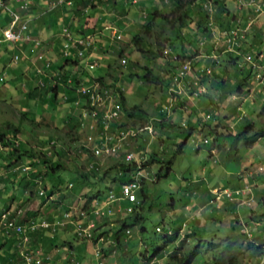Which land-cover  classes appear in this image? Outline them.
Masks as SVG:
<instances>
[{
    "label": "rangeland",
    "instance_id": "obj_1",
    "mask_svg": "<svg viewBox=\"0 0 264 264\" xmlns=\"http://www.w3.org/2000/svg\"><path fill=\"white\" fill-rule=\"evenodd\" d=\"M136 1L135 5H132V0H95L92 3L95 6L101 5L103 9L108 6L111 12L107 13H113L111 16L95 7L93 10H98L96 15L111 21L108 25L119 33L122 40H112L109 46L105 44V47L95 49L89 56V62L96 60L98 65L91 72L89 70V73L92 78L102 77L105 87L117 95V100L124 97L122 106L126 116L132 108L143 112L142 117L139 114L138 118L126 117L128 119L122 127V130L137 129L138 137H127V133L125 139H119L118 135L113 134V143L117 147L111 150L109 158L98 157L95 161L101 173L116 164L122 155L132 152L135 154L142 151L143 153L136 154L141 157L144 154H154L160 162L147 165L142 172L146 181L142 185L145 200L142 210H139L141 222L136 221L135 213L138 210L134 213H105L107 218L103 216L98 219L94 215L89 217L90 221L99 220L98 223L94 222L95 228L97 224H101L98 233L102 234L100 244L107 248L104 255H99L97 264H167L169 254L175 248H178L180 255L197 249L199 253L191 264H211L216 250H220L229 241V237L233 239L239 235L241 238V234H246V242L238 239L242 243L235 244L236 247L239 244L241 246L235 255V262L229 263V257H226L222 264H264V248L262 254L251 256L246 246L251 239L250 232L259 235L255 239L256 245L264 244V136L252 145H247L244 140L235 145L224 140L221 149L217 148L215 136L236 135L246 126L250 137L264 130V83L259 85L253 74L250 81L245 82V86L238 87L240 71L236 69L235 60L232 59L245 50H254L257 51L255 58L260 60V67L264 68V11L253 12L250 9L253 4L245 0H238L239 3L236 0H206L199 11L198 4L204 0H194L192 4H189L192 0H182L183 9L170 14L175 9L169 0ZM7 3L10 9H18L17 3ZM219 3L221 8L218 15H222L224 21L231 24L232 36L229 35L231 32L218 29L219 25L213 20ZM154 10L166 14L169 24L152 20L150 32L143 37L146 46L135 45L132 37L139 34L143 36V27L150 22V14ZM243 10L248 19L246 24ZM204 13L213 25H209L212 30L210 34L202 29L200 19ZM183 15L185 18L180 30L177 22ZM0 16L6 17L5 10H0ZM65 25L68 24L61 27ZM75 28L74 24L73 34ZM105 36L103 32L93 33L90 39L93 42ZM108 36L115 38L110 33ZM236 46L239 47L238 51L234 49ZM169 50L174 52L173 55L167 52ZM150 51H155L156 55ZM14 52L15 45H0V78L3 73H7ZM229 54L233 55L232 58ZM174 56L176 59L173 60ZM123 59L125 64L121 62ZM64 60L60 59L58 67L63 65ZM180 61L190 63V75L185 81L191 78L201 80V68L210 69L211 74L203 78L204 86L208 83L205 86L207 95L192 97L189 87L185 88L189 86L187 83L185 86L184 82L178 86L175 84L172 68L180 67ZM23 64L24 61L20 62L16 68ZM68 70L66 67V72ZM149 72L152 76L156 75L157 80L146 83L141 76ZM18 80L13 74H7L4 81H0V134H4V138L0 140V166L9 164L5 170L0 167V207L3 208L0 213L10 209L6 206L11 202L17 211H22L21 217L26 218L22 223L33 220L39 224L48 222L52 214H61V205H67L69 201L73 203L74 200L81 199L83 206L88 185L83 184L85 189L81 191V184L75 185L74 181L68 182V179L72 178L77 169L83 173L86 168L91 169L94 162L81 154L86 131L83 127L81 131H77L78 127L84 125L79 106L65 105L59 102L60 98L57 102L47 99L45 90L35 89L33 82L30 84L32 91L22 87V83L31 82L29 75H23L22 83ZM93 88L99 90V84ZM208 96L214 97V101ZM93 110L103 112V108L98 106ZM207 115L212 116V119ZM189 129L192 130L190 135ZM118 131L116 127L113 129L115 133ZM14 140L20 144L17 151H12ZM16 143L15 146H18ZM178 145H182L181 153H177ZM45 146L52 147L44 152L48 158L46 160L53 161L54 155L58 154V163L65 168V172L61 174L65 181L60 186V195L55 191L57 182H54V178L40 176V182H43L47 192L49 189L55 192L51 197L53 205L52 199L37 197L39 182L36 186L29 187L33 195L27 200L24 188L19 186L20 180L15 183L7 182L9 180L5 174L17 172L18 164H30L29 160L33 159L31 156L35 155L38 159L39 151H42L40 148ZM119 146L123 148L118 149ZM11 152L22 154L23 161L11 165L13 160H18ZM228 152L230 155L225 160ZM165 161L170 162L169 171L162 163ZM157 175L156 182L147 180L148 176L156 178ZM128 180V175H116L114 181L110 180L111 183L99 188L101 199L105 201L109 194L105 187L112 188L113 193L118 195L121 182ZM68 183H73V188L70 189ZM137 194L142 199L141 191ZM47 203L50 205L46 206ZM95 204L93 201L91 205ZM123 205L133 210L135 203L126 202ZM28 214L35 216L29 218ZM79 217V214L73 215V218L83 220ZM60 219L58 216L54 222ZM123 221L128 223L126 229L129 235L122 227ZM66 226L57 231L41 229L42 244L50 242L53 245L60 241V236L61 240H66L63 237L65 232H73L71 225ZM170 228V234L179 228V237L174 243L165 244L164 235L169 233ZM119 230L122 231L117 237ZM74 234L75 237L72 235L70 242L72 246L82 241L78 239L76 232ZM53 237L57 240H53ZM7 238L0 236V242L9 240L8 248L13 253L18 236L10 235ZM194 239L201 241L198 248L193 245ZM97 241L89 242L94 246H97L96 243L100 245ZM30 242L31 239L29 245ZM209 242L216 248L210 247V250L206 246ZM61 244L66 245L62 241ZM114 248L117 249L113 250ZM112 250L115 252L112 253ZM41 254L43 256L42 251ZM77 261L81 264V259Z\"/></svg>",
    "mask_w": 264,
    "mask_h": 264
},
{
    "label": "trees",
    "instance_id": "obj_2",
    "mask_svg": "<svg viewBox=\"0 0 264 264\" xmlns=\"http://www.w3.org/2000/svg\"><path fill=\"white\" fill-rule=\"evenodd\" d=\"M83 1L82 0L81 1L79 0V4L82 3ZM205 1L206 0H204L203 2L201 1L198 4L197 10H199V11L202 10V6L204 5V2ZM36 2H37V0H34V2H32V5L30 7H32L34 9L37 6V3ZM168 2H170L171 3V6L175 9V10H172L170 14H172L173 11L180 12V10L183 9L182 0H169ZM193 2H194V0H192L189 4H192ZM217 2H218V0H217ZM28 3H29V1H28ZM79 4H78V7H79ZM72 5H73V3L71 4V6ZM182 14H184V13H182ZM218 14H219V11L217 12V9H216L213 20L215 19V23H217L219 25L218 29L224 30V31L230 33L231 32V24L228 23L227 20L224 21L225 18L223 19L222 18L223 16L222 15H218ZM180 15H181V13H180ZM243 17H244L243 19H244L245 24H246V22L248 21V19L246 18V16H243ZM150 18H151L150 19V22H148L143 27V29H144L143 36L141 34H139V35H135V36L132 37V43H134L135 45H137V46H139V45L146 46L145 39H143V37H144L145 34H147V33L150 32V30H151V21L152 20L157 19V20H161L163 23L169 24V21L167 19L168 16H166V14H161L157 10H154L150 14ZM184 18H185L184 15L181 16L180 18H178V22L177 23L180 24V26H179V29L180 30H181L180 27H182V24H183L182 22H183ZM221 20H223V21H221ZM200 22H201V24H203V27L200 24H198L199 27H202V29L204 31H207L208 34H210L212 32V30L209 28V25L210 26H213V25L210 24L209 19H208V16H207L206 13L203 14V16L200 19ZM170 25L173 26V23H170ZM21 45L22 44L19 43V47H21ZM234 49H237V51H238L239 47L236 46V47H234ZM252 52H247L245 50L244 53H242L240 56L234 54L233 52H229V53H232V54L236 55L235 58H232L233 55L232 54H229V56L233 60H235L234 66H236L237 67L236 69L240 71L239 78L240 77L241 78L239 79L238 87H240V85L241 86H245V82H247V81L249 82L250 79H251V76L253 74L255 76V74H256V72L254 71V69L252 68V66L248 62H244L243 61V57L245 55L246 56L250 55L252 57V59L254 61H256V58H255L256 56H254V54L257 51L252 50ZM120 53H122V52H120ZM150 53H152L153 55H156L155 51L154 52L153 51H150ZM155 57H157V56H155ZM76 66H77V61L76 60H73V59L66 60L65 59L62 66H60V67H56V66L53 67V66H51L50 69L53 72L54 78H57L58 76L59 77H62V81L65 82V79H66V81H68L70 77H73V75H72L71 72H72V70L75 69ZM66 67L69 68V70L67 72H66ZM206 69L207 68H201V72L199 73V75L201 77V80L198 79L197 85L194 84V81L192 79L191 80L189 79V80L185 81V84L187 83L189 85V86H185V88L187 89V87H189L188 90L190 91L192 97H195L196 98V97H201L203 95H207L206 94V89L207 88L205 86L208 85V83H206L205 86H204V83H203L204 82L203 78H207V76H209L206 73ZM33 76H34L33 80H35V79H37V81L38 80L39 81L42 80L44 86L42 88H39V86H35V89L41 90V91L45 90V93L48 94L47 99H50V100H53V101L57 102V92H56L57 90H59V91L62 90V92L64 94H67L68 93L66 86L65 87H63V86L57 87V89L56 88L55 89H51L47 85V82H48L47 79H45L42 76L36 75V74H33ZM247 77H248V79H247ZM86 79H88V76L86 77ZM141 79H142V81L148 83L150 80H157V77H156V75L155 76H152L151 73L149 72L148 74L141 76ZM90 80H92V79H90ZM97 80L101 83V85H105L104 84V79L102 77L98 78ZM86 83L88 84V80L86 81ZM259 85H261V84L259 83ZM218 86H220V85H218ZM26 87L29 90L30 89V84H27ZM203 87L205 89V92L204 93H198V91H200ZM108 89L112 92V90L110 88H108ZM31 91H32V88H31ZM229 93H230V91L227 92V94H229ZM30 96H31V94H30ZM88 97H89V91L84 96H82L81 102H83V103L86 104L88 102ZM207 98H210L211 100L214 101V97H212V96H208ZM75 99L76 98L71 97L68 101L69 102H73ZM120 99H121L120 102H121L122 110L119 113L118 120L117 121H114V123L112 124V129L111 130L113 132V129L115 127H117L119 129V132H120L119 135H124V134H127L128 133V136L127 137H131V135H129V132L136 130V131H134V132H136V135L134 137L137 138L138 135H139L138 132H137L138 131L137 129L132 128V129H128V130H122V127L124 126L125 121L128 119L126 117L129 116V117L138 118V115L137 114L140 115L139 117H142L143 112L140 109H138V108H132L130 111L127 112V116H126V114H124V112H123L124 109H123V106H122V104H124V97H121ZM44 100H46V98ZM208 117L210 119H212V116L208 115ZM91 121H93V120L91 119ZM91 123H93V122H91ZM93 124H95V126L99 129V131L103 130V127L102 126H99V125H101L100 120H98L96 123H93ZM77 129H79V127ZM189 131H190V133H189V135H190L192 130L189 129ZM247 133H248V126L244 127L242 129V131L239 132L236 135H232V134H230V135L219 134L218 136L215 135L216 136V142H218L217 148L218 149H221V143L224 140L230 141L232 145H235L236 142H238L240 140L246 141V144L247 145H252V144H254L256 142L257 139H260V138H262L264 136V130H260V131L256 132L251 137L248 136ZM3 138H4V134L3 135L0 134V140H2ZM121 147L123 148V146H121ZM177 147H178L177 153H181L182 145H178ZM140 149H142V146H140ZM14 150L17 151V148H15L13 146V150L12 151H14ZM140 153H143V152L142 151H140V152L138 151L135 154H134V152H132V154H134L135 158L131 162L124 161L123 157L120 155L121 156V159L119 161H117L116 164L110 166L109 169H107L106 171H104L102 173L99 171V166H97V163H94L93 168H95V169H88V168H86V170H85L84 173L83 172H79L78 169H77L76 172L73 174L72 178L71 179H68V182L74 181L75 185H77V183L78 184H81V186H82L81 187V191H83V189H85L83 187V184H87L88 187H89L88 192L85 194V199H84L83 206H81V210L83 212H86V216H85V218H83V220H87L88 221L89 220V217L91 215H94L93 214L94 206L91 205L93 201H95V203L97 205H100L101 202H105V201H107L109 199L110 194H112L114 196L115 201L112 204V206H111L110 209L109 208H103V210L106 211V212L107 211L108 212H111V213L112 212L113 213H115V212L119 213L120 211H123V212L125 211L126 212V210L128 208L125 207L123 204L126 203L127 201L121 199V194H120L121 186L123 184H125V183L130 182V181L133 180V176L135 175V173L137 171V167H138V160H139L138 157H141V156H138ZM81 154L84 157L85 156L88 157V159H90V160L92 159V157H94L93 153L88 148H86L85 146L81 148ZM136 154H138V155H136ZM11 155L14 156V157H16L18 159V160H13V164H11V165H15L16 162H18V161L20 162L21 161L22 154L16 155V154H14V153L11 152ZM144 155H147L146 160L141 163L142 167H144V168L147 165H151V164L159 163L160 162L159 160H157L155 158L156 156L154 157V154H144ZM229 155H230V152L227 153L225 160L228 159ZM57 156H58V154L57 155H54V157H53V161L54 162H53V161L46 160L48 158H47V155L44 152H39L38 159H36L35 158V155H34V156H31L33 159L31 158L32 160H29L31 162L30 163L31 168L34 170V172L31 171L30 174H29V176H25L24 174H22L18 170H17V172H13V173H9L8 172V173H5V174H7V178L6 179H8L9 180L8 182H10V183H15V182H18L20 180V185L19 186H22L24 188V194L25 195L27 194L26 198L28 200L33 195V192L31 190L29 191V187L36 186V184H38V182H32L34 179H36V178H38L40 176H45V177H48V178H51V179L54 178V182H57L56 183V186H55V189H56L55 191H56V193H59V195H60V190H61L60 186L62 185V182L65 181L62 178L61 174L63 172H65V168H64L63 165H61V163H58ZM162 163H164V166H166L167 171H169L170 170V167H169L170 162L167 163L165 161V162H162ZM8 165H2L1 164L0 167L3 170H5V168H8L9 167ZM123 174L128 175L129 176V180L126 181V182H121L119 194L116 195L115 193H113V189L112 188L105 187L106 189H108L107 192L109 194L107 193L108 194L107 199L105 201H103L101 199V197H100L101 196V191L99 190V188L101 186H104L106 183L110 182V180L111 181H114L116 179V175H123ZM157 179H158V175H157L156 178L155 177L153 178V181H150V182H156ZM145 181L146 180H144V179H141L140 180V187L137 190V192L141 191V194H142L141 195V198L142 199L139 198V196H138V194L136 192L137 202L135 203V206H134V208L132 210V213H134V212H136L138 210L135 213V215H136V221L139 220L138 222H141V220H142V218L140 217L141 214H140L139 210H142V207H143V204H144L143 203V200H145V196L143 195V186H142L143 185V182H145ZM39 184L40 185H39V187H38V189L36 191V193L38 195L37 197H40V198H43V199H46V198L52 199L51 204H53L54 203V200L51 197L53 196V194L55 192L52 189H49L48 192H47L46 187L43 186V182H39ZM68 184H69L68 187L70 189L73 188V186H74L73 183H68ZM40 193H42V194H40ZM80 201L82 202L81 199H80ZM62 208H63V206H61V208H60V210H63V212L60 214L61 215L60 218L62 217V214L68 212L67 211L68 210L67 207L66 208H63V209ZM6 209H8V208H6ZM21 215H22V213H21ZM21 215L19 217H17V222L19 224H22V225L23 224H27V221L25 223H22V221L24 219H26V218H22ZM32 216H35V215H32ZM98 219H99V217H98ZM53 221L54 220H51V219L48 220V222H53ZM32 222L33 223H36L33 220H32ZM93 222L96 223V221H94V220H93ZM127 224L128 223H126L125 221H123V224H122L123 229H126ZM59 229L60 228H57L56 231L59 230ZM47 230H49V229H47ZM141 230L142 231H145V229L143 227H141ZM178 230H179V228L177 229V231L175 229V232L172 233V234H170L171 231H169V233L167 235H164L165 244L174 243L178 239V237H179L178 236ZM95 231H96V229H94L92 231V235L93 236H92V238L89 241H93V240L96 241L99 238L102 239L101 238L102 237V234L101 235L96 234ZM121 231L122 230H119L116 233L117 234V237L119 236V234L121 233ZM126 231H127V229H126ZM41 232H42L41 231V228L38 229V230H33V231H28L27 232V235H28L29 239H31L30 245L28 244V247L29 248L32 247V249H31L32 251H35L36 249L42 251L40 249V247H39V244L36 242V240H37L36 238L38 237L39 233H41ZM191 235H190V237H191ZM52 236H53V234H52ZM249 236H250L251 239H250V242H248L246 244V246H247V250L250 253V255L251 256H256V255L262 254L263 253L262 249L264 248V244L258 246L255 243V241H256L255 239H257L256 237H259V235H255L254 233L250 232ZM244 238H246V234H241V238H240L239 235L233 237V239L231 237H229L228 238L229 241L226 242V244L220 250H216L217 253L213 255L214 258H212V261H211L212 263L211 264H222L223 263V260L226 257H229L228 258L229 263H234L235 262V255L239 251V249L241 248L240 244H239L238 247H236L235 244L236 243H242V242H239L238 239L246 242V240ZM5 239H8V238H5ZM52 239L54 240V237ZM78 239L79 240H82V241H85V242L88 241L86 239H80V238H78ZM260 239H262V237H260ZM192 242H194L195 244H193V243H191V244H193L194 246H196V248H198L199 245H200L199 242H201V241L198 240V239H194ZM196 243H197V245H196ZM1 244H0V250L3 249V247L5 245V244H2V245ZM70 244H66V245H69L70 246ZM62 245L65 246V244H62ZM50 246H52V243H51ZM53 246H54V243H53ZM206 246H208L209 249H210V247H211V249H215L216 248V246H213V244L211 242L207 243ZM15 248L13 249L14 250L13 253H10V252L6 253V255L4 256V258H2V261H0V262L9 261V259H12V260L16 261L17 260V251H16L17 249L15 250ZM192 250H189L187 252H184L182 255H180L179 252H178V248H175L174 249V252L171 253V254H169V262L167 264H191L193 258L196 256V254L199 253L197 249H195L193 251ZM76 262H78V261L77 260H73V264H75Z\"/></svg>",
    "mask_w": 264,
    "mask_h": 264
},
{
    "label": "built area",
    "instance_id": "obj_3",
    "mask_svg": "<svg viewBox=\"0 0 264 264\" xmlns=\"http://www.w3.org/2000/svg\"><path fill=\"white\" fill-rule=\"evenodd\" d=\"M64 0H55L51 2L52 7H56L63 3ZM240 1V0H239ZM250 4H253V8L257 12H263L264 11V0H247ZM133 3H136L134 0ZM0 7H4V4L0 2ZM25 6H22V9H25ZM12 16V22L10 24V27L8 30L4 31V39L2 41L7 42H20V41H28L29 38L27 36H23V32L26 29V23L20 24V16L16 13H11ZM107 30L112 31V36H114L117 40L121 39V36L116 33L113 28H106ZM64 35L70 40V34L67 32L66 29L63 30ZM232 36L231 34H229ZM1 42V40H0ZM235 42V41H234ZM233 42V43H234ZM67 54H65L66 56ZM79 56L82 54L79 52ZM14 59L17 60L18 56H14ZM38 59H41V56H38ZM246 62H248L254 71L255 74V80L259 82L260 84L264 82V68L260 67V65L252 59L250 55L245 56ZM124 62V61H123ZM94 65H90V68H93ZM45 67H49V63H45ZM38 73H42V68H39ZM190 72V63L186 62L182 68L177 73L174 81L178 84H181L182 79L184 80L185 77ZM206 73L210 74V69H206ZM68 82H70L68 80ZM198 81L195 80L194 84L197 85ZM78 93H86L85 88H80L76 90ZM203 90L198 91V93H202ZM112 102L108 97L106 96V92H104V95H101L97 92V90L94 88V92L90 95V107L92 110L88 112V110H85V114L90 115L93 123H96L98 120H100L101 125L103 127V130L99 131V129L95 126V124H85L81 126L86 131V141H87V148L95 155H105L109 156L111 155V152L113 151V148L117 147L115 144H113L114 137L112 132V124L114 121H117L119 118V106L116 104H111ZM95 106L102 107L103 112H98L97 110H93ZM101 114V115H100ZM124 138V135H122ZM113 144V145H112ZM112 150V151H111ZM134 159V156L132 154H127L125 156V160L127 162H130ZM141 176L140 172H137L135 176L133 177V180L130 182H127L121 186V199L129 202V203H136V192L140 187L139 177ZM42 194V193H40ZM115 199L112 194H110L109 199L105 201L103 204L94 205L93 214L96 217H103L105 213H111L106 212L103 210V208H111L112 204L114 203ZM80 208V210H79ZM81 211V212H80ZM132 210L128 208L126 212H131ZM20 211H14L12 209L4 210L0 214V236H3L7 238L10 235L18 236V243L16 246L17 249V260L14 261L12 259H9V261L0 262V264H43L44 257L41 254L40 250L32 251L29 247V237L27 235L28 231L38 230V229H51L52 231H55L57 228H63L66 224H70L73 221L76 223V233L78 238L80 239H86L90 240L92 238V231L95 229V223L93 221L88 220L87 223L82 224L80 221L73 218V215L79 214V218H85L86 212H83L81 210L80 206H75L71 212H66L62 214V218L60 220H57L56 222H41L39 224L33 223V222H27V224H19L17 222V217L21 215ZM77 220V221H76ZM78 222V223H77ZM128 233V231H127ZM129 234V233H128ZM7 236V237H6ZM100 252L96 251V256L99 257ZM75 264H79L76 262Z\"/></svg>",
    "mask_w": 264,
    "mask_h": 264
},
{
    "label": "clouds",
    "instance_id": "obj_4",
    "mask_svg": "<svg viewBox=\"0 0 264 264\" xmlns=\"http://www.w3.org/2000/svg\"><path fill=\"white\" fill-rule=\"evenodd\" d=\"M8 1L17 3L18 9H15V10L10 9L9 6H8V3H7ZM28 1H29V3H28ZM47 1H48V3H47V5H48L47 12H51V11L56 10L58 8H62L64 6L71 7V4H72V0H64L62 4H60V5L56 6V7H52L51 6V2H53L55 0H47ZM94 1L95 0H84L82 3L79 4V9L77 11H81L82 10L83 11V14H85L91 8L96 7L94 4H92ZM133 1L134 0H132V5H135L136 3H133ZM236 1H237V3H239L238 0H236ZM245 1H247V0H245ZM0 2H2L4 4V7H0V10L1 11L5 10V16L8 17V20L5 22L4 26L0 27V40H1L0 45L2 43H9V44L15 45V52H14V55H13V57L11 59V62H10V66L9 67L18 66L20 64V62H21L22 57H28L29 58V62L34 67L33 74L42 76L45 79H47L48 80L47 85H48L49 88H51V89H55L56 88L57 89V87H61V86L65 87L66 86L67 91H68L67 94H64L62 92V90L61 91H59V90L56 91L57 92V96H58L57 97V101H58V98H60L59 102L65 104V105H69V106H79L82 123H85V124H90L91 123V117H90V115L85 114V110L87 109L88 112H90L92 110V108H89L90 107V95H91L92 92H94V88L93 87L96 86L97 84H99V90H97V92L100 93L101 95H104V92H106V96L112 102L111 104L118 105L119 106L118 113L121 112V110H122L121 102H120V99H118V100L116 99L117 98V95L114 94V93H112L109 89H107L105 87V85H101V83L97 80L98 78H92L91 73H89V70L91 72V70H94L96 68V66L98 65V63L95 62L96 60H92L91 62H89V59L90 58H88V56L95 50V47L94 46H96L98 44V41H93L92 42L91 41L92 38L90 39V37H88V36H85V37H83L82 40H80L79 38H77V37H75L73 35V31L71 30V28L69 26L68 27L67 26H63L62 28H60L59 37L60 38H63V40H65L64 48H61L60 59L61 58L66 59V60L73 59V60H76L77 61V66L71 72L72 75H73V77H70L69 78V81L70 82L66 81V79H65V82H63L62 81V77H59L58 76L57 78H54L53 72L50 69V67L52 66L51 62H49L48 60H45L44 59L43 53L37 52V50L41 47L43 41L41 39H39V38L33 37L31 35V32H30L31 31V19H30V15H31V11L33 9L30 6L32 5V2H34V0H0ZM88 2H89V4H88ZM22 6H25L26 8L25 9H22ZM250 9L253 12L255 10L252 7ZM11 13H16V14H18L20 16V18H21L20 19V24L26 23V29L24 30V32L22 34H23L24 37L27 36L29 38L28 41H20V42H15V43L7 42V41H2L4 39V34H3L4 31H6V30L9 29L10 24H11V22L13 20L12 19V16H11ZM45 13L46 12H44V14ZM4 18H6V17H4ZM106 28H111V27L109 25ZM106 28L103 27L102 30L104 29L103 31H105L107 33H110L112 35V31L111 30H107ZM64 29H66L67 32L70 34V40L64 35V33H63V30ZM102 32H97V33L100 34ZM105 39H108V42H107V45L108 46H109V44L111 43L112 40H116L118 42L120 40H122V38L120 40H117L116 38H111L110 36H108ZM19 43L22 44L21 47H19ZM24 47L25 48L27 47L26 49L28 51H30V52H32V51L35 50L36 53H34L32 55V53H28L27 51H25L26 49H24ZM23 49H24V51H23ZM71 51H74V52H72L74 54L73 56H71ZM171 51L169 50L167 52L170 53L171 55H173L174 52H171ZM79 52L82 54L81 56L78 55ZM65 54H67V55L65 56ZM16 55L18 56V59L17 60L14 59V56H16ZM38 56H41V59L40 60L38 59ZM245 56L243 57V61L244 62H246L245 61ZM174 59H176V56L173 57V60ZM121 62L123 64L126 63L125 62V59H123ZM256 62L259 65H261L260 64V60H258L257 58H256ZM45 63H49V67H45ZM179 63H182V62L180 61ZM185 63L186 62H183L180 65V67H178V68H175V69L172 68L173 73H174L173 74V81H174L177 73L179 72V70L182 68V66ZM90 65H94L93 68H90L89 67ZM9 67H8L7 73H3L2 77L0 78V81L1 82L4 81V78L7 76V74L11 75L10 74ZM6 68H7V65L5 66V68H3V70L5 71ZM39 68H42V73H38L37 70ZM87 74H90L89 77H88V79H86V77L88 76ZM210 74H208V75H210ZM188 75H190V72H189ZM188 75L186 77H188ZM186 77H185V79H186ZM18 78H19V80L21 79V77H18ZM90 79H92V80H90ZM185 79L184 80L182 79V82H184V86L186 85L185 84ZM191 79L193 81H195V80L198 81V79H194V78H191ZM87 80H88V84L86 83ZM187 80H189V79H187ZM20 81L22 83V79ZM32 82L35 83L36 86H39V88H42L44 86L42 80L41 81H39V80L37 81V79H35V80L32 79ZM32 82H30L29 84H31ZM263 83H261V84H263ZM27 84L26 83H22L21 86L24 87V88H26L28 90V88L26 87ZM175 84L178 86V83L177 82H175ZM80 88H85L86 89V93H88V91H89L88 102L86 104L83 103V102H81L82 96H84L86 93H78L76 91L77 89H80ZM29 90H31V88ZM201 90H203L205 92L204 87ZM204 92H202V93H204ZM71 97L76 98V99L73 102H69L68 100ZM207 117H208V115H207ZM81 129L82 128L80 126L79 129H77V131H81ZM116 129H118V128L116 127ZM133 133H134V131H131V132H129V135H131L132 137H134L136 134H133ZM113 134L118 135V138L119 139H125V134H124V138H123L122 135H119L120 134L119 131L117 133L113 132ZM8 139H11V138H8ZM84 141H85V143H84V145H82V147H84L85 144H87L86 135L84 137ZM15 143H16V140H14L13 146L15 148H20V144L19 143H16V144H18V146L17 145L15 146ZM204 143H206V142H204ZM54 146H55V144H54ZM85 147L87 148V146H85ZM51 148H52L51 146H49V147L45 146L43 148H40L42 151H39V152H45V151L50 150ZM118 149H122V147L119 146ZM121 153H118V155L121 154ZM130 154H132V153H130ZM126 155L127 154L122 155L124 161H126L125 160V156ZM132 155L134 156V154H132ZM109 156H95L94 155V157H92L91 160L94 163H97L95 160L98 159V157L101 158V159H107V158H109ZM134 158H135V156H134ZM138 159L139 160H138V167H137L136 173L137 172H140L141 173V176L139 177L140 178L139 179V182H140L141 179H145V178H143V177H145V175L142 173L144 167L142 168L141 163L146 160V155H144L143 157H139ZM22 161L23 160H21L20 162H22ZM94 163L91 165V169H95V168H93ZM18 165H19V167H17L18 168V171H20L25 176H29V174H30L31 171L34 172V170L31 168V165L30 164H24V165L23 164H18ZM97 166H98V164H97ZM149 177L150 176H148V179L147 180L153 181V177H151L150 179H149ZM40 179L41 178L38 177V178L34 179L32 182H40ZM10 209H12V208H10ZM12 210H14V211L17 212L16 209H12Z\"/></svg>",
    "mask_w": 264,
    "mask_h": 264
},
{
    "label": "crops",
    "instance_id": "obj_5",
    "mask_svg": "<svg viewBox=\"0 0 264 264\" xmlns=\"http://www.w3.org/2000/svg\"><path fill=\"white\" fill-rule=\"evenodd\" d=\"M36 3H37V6L34 9H32L31 15H30V19H31V31L30 32H31V35L33 37L39 38L43 41L41 47L37 50V52L43 53L44 59L51 62L53 67H55V66L58 67V63L60 61L61 48H64V45H65V40H63V38L59 37L60 27L62 25L67 23L68 25H65V26H69L72 30V26L75 24L76 31H75V34H73V35L75 37L79 38L80 40H82L83 37H85V36L90 37L91 34H93V33L102 32L104 30V29L102 30L103 27L106 28L107 26H109L108 24L111 21H107V19H103L101 15L99 16V14L96 15L98 10L106 12L105 14L108 16L113 15V13L112 14L107 13V12H111L109 10L108 6L106 7V9H103L101 5L95 7L98 10L95 9L96 10L95 11V10H93V8H91L89 11L86 12V14H83L82 10L77 11L79 9V7H78L79 0H72L73 5L71 7L64 6L62 8H58V9L53 10L51 12H47V7H48V5H47L48 1L47 0H44L43 2H40V0H37ZM220 8H221V4L219 3L217 6V12L220 11ZM44 12H46V13L44 14ZM245 13H246V11L243 10V16H245ZM52 14H54V15H52ZM7 20H8L7 16H6V18H4L3 16H0V27L4 26V24ZM59 23H62V25H60ZM103 33H105L106 36L101 38V39L95 40V41H98V44L96 46H94L95 49H97L99 47H105V44H107L108 39H105V38L108 37L109 33L105 32V31H103ZM26 48L24 47V49H26ZM24 49H23V51H24ZM25 51H27L28 53H32V55L34 53H36L35 50L30 52L26 49ZM72 52H74V51H71V56L74 55ZM89 56L91 57V55H89ZM89 56H88V58H90ZM23 61L25 62V64H23L21 67H18V68H16L17 66L9 67L10 74L15 75L16 77L17 76L21 77V79L23 78V75H29V79L32 82V79L34 78V76H33L34 67L29 62L28 57H22L21 62L23 63ZM24 72H26V74ZM87 75L89 77L90 74H87ZM27 83L29 84L30 82H27ZM0 147H2V145ZM82 202L80 201V199H78L76 201L74 200L73 203L69 201V204H67L68 206L67 205H61V206H63V208L67 207L68 208L67 211L71 212V210L76 205L81 207ZM45 205L48 206L50 204L47 203ZM6 207L16 209V208H14V205L11 204V202ZM2 209L3 208L0 207V211ZM58 216H61V215L60 214L59 215L58 214H56V215L52 214L50 219L56 220V218ZM32 217H33L32 214H29V218H32ZM98 221L99 220H96V223H98ZM85 222L87 223L88 221L87 220L80 221V223H82V224H85ZM66 225H71V227H72L71 230L73 232L71 233L69 231H66L65 232L66 235L64 234V236H63L66 240H64V241L61 240L62 237L60 236V241L58 240L56 243H54V246L53 245L50 246L51 245L50 242L48 244H44V245L42 244V242H41V240H43L42 239V232L39 233L38 237L36 238L37 239L36 242L39 244V247L42 250V253L44 256L43 264H73V260H78V259L79 260L81 259V264H97V260L99 257L95 256V251L96 250L100 251L101 256H102V254L104 255L105 254L104 252L107 251L106 246L103 247V244H100V241L102 239H100V238L97 239L99 241L100 245H98V243H96L97 246H94L93 244H90L92 241L91 242L87 241L84 243V241H78L77 238H74L78 242L76 243L77 245L72 246L70 244V242H71L72 235L75 237L74 232H76V223H74V224L70 223V224H66ZM100 225L101 224H99V225L97 224V228H95L96 234H98L100 231V228H99ZM66 227L68 228L69 226H66ZM171 230L172 229L170 228V231ZM50 240L52 241L51 238H50ZM56 240H57V238H55V241ZM61 241L65 242L66 244H70V246L69 245H65V246L62 245ZM72 241H73V239H72ZM118 241H120V240H118ZM9 242H10L9 240H3L1 242L2 244H5V245H4L3 249L0 250V258H4V256L8 252L12 253V251H10V249L8 248ZM85 244L86 245L88 244V246H86ZM117 248H114L113 250H116ZM113 250H112V253L115 252ZM52 251H54V252H52ZM65 252H67L66 253L67 255L64 256ZM49 255L52 257L50 258Z\"/></svg>",
    "mask_w": 264,
    "mask_h": 264
}]
</instances>
